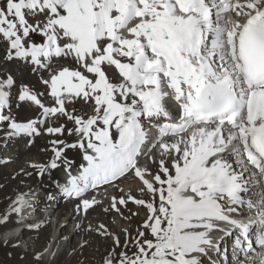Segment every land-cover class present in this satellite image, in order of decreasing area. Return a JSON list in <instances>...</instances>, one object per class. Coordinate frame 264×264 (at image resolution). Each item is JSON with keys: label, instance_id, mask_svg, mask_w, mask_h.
Masks as SVG:
<instances>
[{"label": "snow or ice", "instance_id": "obj_1", "mask_svg": "<svg viewBox=\"0 0 264 264\" xmlns=\"http://www.w3.org/2000/svg\"><path fill=\"white\" fill-rule=\"evenodd\" d=\"M4 4L6 59L39 74L52 100L21 84L16 107L27 101L41 113L19 122L15 80L0 78L4 139L27 138L30 148L42 134L76 137L51 140L53 158L28 166L43 176L63 163L68 179L57 187L77 215L99 209L115 224L145 210L135 236L121 227L123 244L102 220L75 225L111 238L101 264H202L220 251L218 232L236 234L233 255L247 258L238 264H264V0ZM78 103L91 111L78 114ZM66 149L82 154L76 175ZM32 207L21 193L9 213Z\"/></svg>", "mask_w": 264, "mask_h": 264}, {"label": "bare ground", "instance_id": "obj_2", "mask_svg": "<svg viewBox=\"0 0 264 264\" xmlns=\"http://www.w3.org/2000/svg\"><path fill=\"white\" fill-rule=\"evenodd\" d=\"M0 77L4 78L2 75ZM28 104L24 103L23 108L26 107ZM31 107H33L32 104H31ZM34 111H36V108L31 110V111L27 110L23 113H25L24 115H26L28 113L32 114V113H34ZM67 126L72 127V124L68 123ZM66 135H67V133H65L63 136H56L55 135V139L65 138ZM67 137H71L74 140L76 139V137H74V136H68L67 135ZM24 140H26V139L21 138V139L17 140L15 142V144L13 145L15 148L18 149L20 156H22L26 152L27 153L34 152L37 155L36 159L39 160L38 163H44V164H47L53 158L54 154L51 151V147H46L47 151H41L40 145H44L41 142L42 139H40L35 145H33L31 147V149H27L26 146H25L26 148L23 147V141ZM65 155H66V159L68 161L73 162L72 165H74V166H78L80 163L83 162L82 154L80 153L79 149L68 150L65 152ZM12 162H13L12 159H8L6 161V163L3 164L4 167H2L0 164V197L3 198L2 199L3 200L2 201L3 206H2V208H0V219L4 215L8 214V212H7L8 207L6 205L8 203H10L9 202L10 199L12 200V198L15 195L23 193L26 195V198H27V196L31 192L34 194V193H37L38 190H40L41 192H46V191H50V190L55 191L58 189L57 183L63 182V179L61 177L62 173H60L58 170L53 169L50 172L45 173L43 176H39V175L37 176L36 170L33 168H30L27 164L26 165L24 164L25 166H28V167H26L27 169L25 172H20V170H21L20 169L17 171L12 170V171H15V173H12V172L9 173V170H10L9 168L11 167L10 163H12ZM28 164H29V162H28ZM61 165H64V164L61 163ZM29 183L34 185V189L32 191H30ZM128 183H130V181H125L124 182L125 186ZM131 183L133 185L135 184L134 181H131ZM37 194H35V196H37V199H38V201H40L41 206H43V205L47 206V204L51 203L49 201L48 197H41V196H38L39 194L38 195ZM63 198H64L63 196H59L55 200V202H54V204H56L55 210L52 212V216H50L48 218V220L44 223V225H42L41 227L32 229V230L25 231L23 233L22 238H19L17 240H9V241L5 242L6 248H8V250L7 249L6 250L10 254V257H11V260L13 263L20 264V260H22V259L25 260L26 258H28V260L30 261V257L32 256V255L29 256V254L31 252L28 251V249H30V247L27 250H25L22 247L18 246V243L20 241H22V239H26L27 244H30V243L34 244L35 252H34L32 257L35 259L36 264H62V263L67 261L68 255L70 252L74 251V254H73V255H75L74 257H77L80 254H84L85 252H87L86 250L89 248V246L85 243V242H87L86 241L87 239L89 240V243H91V244L92 243L94 244V242L99 243V245H100L99 251H101L99 258L102 259V256L105 253V248L111 247L112 242H108V239L102 238L95 233L86 232L83 230V228L76 229L75 225L77 223H82L83 225L86 226L90 221L93 224H95V223H97L98 220H102L105 224L108 225L110 231L117 233L119 236L123 235V238H125L124 234L122 232L119 233L117 228H116V225L113 224V222H112L113 216L112 215L104 216L103 214L100 213L99 209H96L95 211L90 210L87 218L85 219V218H83V214L77 215L75 212V205H76L77 201L63 202ZM0 207H1V205H0ZM132 207H137V206H135L133 204H129V208L132 209ZM128 214H130V213L125 212V215L128 216ZM129 218L130 219H127L128 222H133V223L138 222L136 216H130ZM0 223H1V225H0L1 229L0 230L2 231L1 233H4L9 227H11L14 224V221L12 218H9L6 221L0 220ZM71 224H74L73 228H71V226H70ZM58 232H59V234H58ZM65 235H67L69 238H66L63 240L62 238ZM0 237H1V235H0ZM50 239H53L52 241L54 242L53 253L49 257L44 256L45 258H43L40 261L37 258L38 255L40 256V254H39L40 250L39 249L48 241L50 242ZM213 239H214V242L216 244H223V249L226 246L225 243H229V240H230L229 237L224 233L222 235L214 236ZM62 242H66L68 245L67 248H69L70 250L67 251V249H65L60 254H56L55 253L56 248L60 247ZM121 244H122V242H121ZM0 245H1V242H0ZM94 245H90V246H94ZM232 246H233V240L231 239L230 244L227 245V247H228V249H230ZM77 247H79V248H77ZM76 248L78 249L77 251H76ZM220 254L222 256L225 255L224 253H220ZM193 255H197V254H193ZM89 256H91V255H89ZM94 256L95 255L93 254L92 257H94ZM94 258H96V257H94ZM222 258L218 255V253L215 250H210L208 258L205 262H203L204 256L199 257L201 262H203L202 264H213V262H215V264H226V262H224L222 260ZM240 261H242V260H240ZM29 263L31 264V262H29Z\"/></svg>", "mask_w": 264, "mask_h": 264}, {"label": "rangeland", "instance_id": "obj_3", "mask_svg": "<svg viewBox=\"0 0 264 264\" xmlns=\"http://www.w3.org/2000/svg\"><path fill=\"white\" fill-rule=\"evenodd\" d=\"M4 6H5L4 2H0V7H4ZM33 37H36V36L34 35ZM33 40L36 41V42H38L40 39L38 37H36V38H33ZM5 49H7V44L2 39H0V75L2 73L3 74L2 76L4 78H6L7 75L11 74L14 77V79H15V83L17 84L16 87H15V90H14V106H13L14 114L16 115L17 120L18 121H21L22 120V122L23 121H27L29 119H35V118H37V117L40 116L41 110L38 107H35V105H32L33 107H31V102H27V101L26 102H20V107L19 108L16 107L17 97H18L20 85L23 84V85L29 87L33 92H36V93H44L45 92L44 95L42 97H40V98L42 99V102H44L46 106H52V100L47 95V93H48L49 90L47 89V86L46 85H44V84H42L40 82V75L31 72L30 67H27V64L26 63H24V62H17V61H12V60L6 59L7 52H6ZM24 103H27V104L29 103V104L26 107L23 108V104ZM35 108H36V111H34V113H32V114L31 113H28V114H26L27 116L24 115L25 113H23V112H25L27 110L31 111V110H33ZM76 109H77V113L78 114H83L84 112H90L91 111V109L87 105H84L82 103H78L76 105ZM53 121H54L53 126H58L59 123L65 122L64 121V118H61L59 121L55 120V118H54V120H52V122ZM23 139H26V138H23ZM40 139H42L41 142H42V144H44V145H40L41 146V149H46V147H51L52 148V145H51L50 141H51V139L52 140L55 139V135H48L47 134L46 136H43L42 138H39L37 140V142ZM60 139H63V140L66 139L65 140L66 142H74L75 141L71 137H67V135H66L65 138H60ZM25 146L27 147L26 140L23 141V147L26 148ZM27 149H31V147L30 148L27 147ZM10 150H11V155L15 157L14 158V161L15 162L13 161L12 163H10L11 167L9 168L10 169L9 170V173H11V172L12 173H15V171L20 170V169H21L20 172H25L26 169H27L26 167H28V166H25V165L26 164L29 165L28 162L38 163V161H39V160L36 159L37 155L34 152H29V153L26 152L22 156H20V153H19L18 149L15 148L14 146H12ZM12 170H15V171H12ZM29 187H30V191H32L34 189V185H32L31 183H29ZM37 193H34V195L37 194L38 196L44 197V195L46 196L49 192H41L40 190H38ZM30 194H33V193L31 192ZM14 197L16 198L17 195H15ZM14 197L12 198V200L10 199V201H9L10 203H8L6 205L8 207V211H7L8 212V214H7L8 219L9 218H13L12 217L13 216V213H9V207L12 204L13 200H15ZM0 199H1L0 200V205H1L0 208H2V206H3V203H2L3 200L2 199L3 198L0 197ZM132 209H133L132 211H137L138 210L137 207H132ZM139 212H140V215L139 216H136L137 217V220H138V222H136V223L128 222L127 220H119V219H117L115 225H116V228H117L118 232L121 233V231H120L121 227H126V228L129 229V231H131L132 236H135L136 235V229H137V227L141 224V222L143 221V219L145 218V215H146L145 210L143 211L142 209H139ZM125 216H127V215H125ZM130 216H131V213L128 214V217H130ZM3 217L0 219L1 221H5L3 219ZM0 225H1V223H0ZM70 226H71V228H73L74 227V224H71ZM1 232L2 231L0 230V233ZM58 234H59V232H58ZM66 238H69V237L67 235H65L62 239L64 240ZM107 239H108V242H112L111 238H107ZM124 239L125 238H123V235L120 236V240H121L122 244L124 242ZM52 240L53 239H50V242L48 241L42 247H40V249H39L40 250V252H39V254H40L39 260L40 261L43 258H45L44 256L49 257V256L52 255V254L50 255L51 250L48 249V246L50 245V243H51ZM86 241L87 242H85V243L89 246V248L86 250L87 252H85L84 254H80L77 257H74L75 256V255H73L74 254V251L73 252H70L69 255H68L67 261L64 262V263H62V264H101L102 259L99 258L100 253H101V251H99V249H100L99 243L94 242V244L96 243L94 245L93 243L92 244L89 243V240L88 239ZM0 242H1V245H0V264H15V263L12 262L11 257H10V254L7 251L8 248H6V244H5L6 241L5 240H0ZM19 243H21V244L19 245ZM19 243H18V246L22 247L25 250H27L30 247V249H28V251L31 252L29 254V256L30 255L33 256V254L35 252V247H34V244L33 243L27 244L26 239H22V241H20ZM52 243L54 244L53 241H52ZM90 245H94V246H90ZM67 246L68 245H67L66 242H62L61 243V246L56 248L57 254H60L65 249H67V251H69L70 249L67 248ZM77 248H79V247H77ZM77 248H76V251L78 250ZM109 248L110 247H106L105 248V253H104V255L102 257H104L106 255V252H107V250ZM44 250H47V251H45V253H44ZM120 250L121 249H117V252H119ZM131 250L132 251H135V248H132ZM42 254H44V255H42ZM93 254L95 255L94 257H96V258L92 257ZM89 255H91V256H89ZM32 256L30 257V261L28 260V258H26L25 260H23V259L20 260V264H30L29 262H31V264H36L35 259Z\"/></svg>", "mask_w": 264, "mask_h": 264}]
</instances>
